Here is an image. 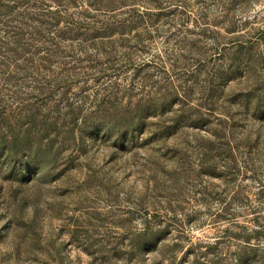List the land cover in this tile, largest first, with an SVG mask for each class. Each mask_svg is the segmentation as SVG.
<instances>
[{
	"label": "rangeland",
	"instance_id": "obj_1",
	"mask_svg": "<svg viewBox=\"0 0 264 264\" xmlns=\"http://www.w3.org/2000/svg\"><path fill=\"white\" fill-rule=\"evenodd\" d=\"M262 31L264 0H0V264H264Z\"/></svg>",
	"mask_w": 264,
	"mask_h": 264
},
{
	"label": "trees",
	"instance_id": "obj_2",
	"mask_svg": "<svg viewBox=\"0 0 264 264\" xmlns=\"http://www.w3.org/2000/svg\"><path fill=\"white\" fill-rule=\"evenodd\" d=\"M262 33H264V31H262ZM229 68H231V66H229ZM234 259L237 262H239L240 264L243 263L244 261H248L249 260V258L246 257V254L243 251L236 253L235 256H234Z\"/></svg>",
	"mask_w": 264,
	"mask_h": 264
}]
</instances>
